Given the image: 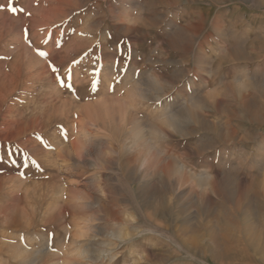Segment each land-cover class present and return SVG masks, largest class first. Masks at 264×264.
Wrapping results in <instances>:
<instances>
[{"label": "rangeland", "instance_id": "374dc122", "mask_svg": "<svg viewBox=\"0 0 264 264\" xmlns=\"http://www.w3.org/2000/svg\"><path fill=\"white\" fill-rule=\"evenodd\" d=\"M11 3L0 0V220L1 206L30 212L50 192L35 209L67 210L60 260L85 261L73 241L95 238L114 257L92 264H264L245 236L264 245V0ZM154 157L161 170L143 178ZM93 198L122 216L74 217Z\"/></svg>", "mask_w": 264, "mask_h": 264}, {"label": "bare ground", "instance_id": "6f19581e", "mask_svg": "<svg viewBox=\"0 0 264 264\" xmlns=\"http://www.w3.org/2000/svg\"><path fill=\"white\" fill-rule=\"evenodd\" d=\"M172 116V115H171ZM172 118V117H171ZM94 125V124H93ZM93 137V135H92ZM79 142V141H78ZM81 143V142H80ZM79 145V144H78ZM76 145V147L78 146ZM82 145V144H81ZM75 147V146H74ZM80 147V146H79ZM83 147H84V143H83ZM87 147V146H86ZM85 147V148H86ZM61 151H67V147L65 145L64 146H61ZM69 149V148H68ZM76 149V148H75ZM74 149V150H75ZM71 150V149H70ZM90 150V149H89ZM71 152V151H70ZM90 152V151H89ZM72 153V152H71ZM62 154V153H61ZM67 155V154H66ZM158 155V154H157ZM156 156V155H155ZM145 162H148V158L146 157ZM155 161V167H153V170H152V167L148 164L146 165V167L144 168V173L142 174V177L144 178L145 176H148V175H152V174H156V172L160 171L161 169L157 167V164L159 162V159L155 158L154 157V160ZM172 162V161H171ZM160 164V163H159ZM163 167L165 168V172L167 174V171L168 169L170 168V164H165L163 163ZM163 168V169H164ZM160 169V170H159ZM153 177V176H152ZM139 178V177H138ZM152 186V185H151ZM150 187V186H149ZM58 188V187H57ZM54 190V189H53ZM145 190V189H144ZM50 191V190H49ZM55 191V190H54ZM151 193L153 194L152 198L154 201H156V198L155 195H157L159 193V191L157 190V185L154 184L153 187L150 189ZM29 192V191H28ZM27 192V193H28ZM43 192V191H42ZM46 193V192H45ZM50 193V192H49ZM49 193L48 194H38V193H34V203H33V208H31L32 211H27V210H19L17 208H8V207H3L1 206V212L4 213L5 217L3 220H0V223L3 227V231H1L0 233V260L4 257L6 258L7 260V264H36V261H38V259L40 260L42 258V261L39 263V264H92V262L94 260H96V262H100V263H103L104 260L106 258H109V259H113L114 256L110 255V253L108 252V249L109 247L107 248V246L105 247V244L104 246H99V242H97V240L95 238H90V239H87L86 241H78V240H74L73 243L75 244V249L74 250H81L82 251V254L83 253H89V257L88 259L85 261L84 260H76V259H69V258H66L68 257L66 255V257L63 259V260H60L58 259V256L60 255V258H61V255L63 254H66V250L64 248V245L63 243L66 242V238H67V230L69 228H66L65 224L63 225L59 219H60V216H63L67 213V210H66V213H65V210L64 211H59L60 214L59 215H56V216H52V215H47L45 216H42V217H39L37 214L40 213V208H39V211H37L35 208L36 207H40L44 204V202H46V199L50 198L49 196ZM62 194V193H61ZM68 198V197H67ZM87 198V197H86ZM90 199V197H89ZM49 200V199H48ZM51 200V199H50ZM53 200V199H52ZM88 200V199H87ZM62 201V200H61ZM73 201V199H72ZM90 201V200H89ZM48 202V201H47ZM58 202V201H57ZM76 202V201H75ZM12 203V202H11ZM78 203V201H77ZM29 204V203H28ZM59 204V203H58ZM61 204V203H60ZM153 204V203H152ZM158 203L154 204V210L155 212L158 211V206H157ZM2 205V204H1ZM60 206V205H59ZM113 206V205H112ZM96 208V210H95ZM98 208H101V209H104L106 212L108 211L109 213H111V215H114L119 217V214L118 212H115L113 211L111 208L103 205L100 203L99 199H95L93 198L90 202H87L83 205H80L78 208L74 207L73 208V211H78V213H75L74 214V217L78 216V214L80 213L81 211V217L83 219H90L91 217H96L98 218L99 220L102 219L100 217H98ZM47 209V208H46ZM58 209V207L56 208V210ZM85 209H90L92 212L91 214H84V212L82 210H85ZM120 209V208H119ZM123 209V208H122ZM29 210V209H28ZM115 210V208H114ZM117 210V209H116ZM121 210V209H120ZM119 210V211H120ZM23 211V212H22ZM56 211V212H58ZM100 211V210H99ZM104 211V212H105ZM69 212V211H68ZM86 212V211H85ZM154 212V211H153ZM152 212V214H153ZM45 213V210L44 212ZM47 213H49L47 211ZM65 213V214H64ZM83 213V215H82ZM88 213V211H87ZM53 214V213H52ZM56 214V213H55ZM100 214V213H99ZM155 215V213H154ZM158 215V214H157ZM122 216V215H121ZM124 216V215H123ZM73 218V217H72ZM125 218V217H124ZM74 219V221H73ZM72 221H73V226L72 228H74L73 232H74V235L75 237H78V236H84L85 233V230H82L83 227H80L78 225V221H76V218H73ZM105 219V218H104ZM103 219V220H104ZM127 219V218H126ZM113 220V219H112ZM84 221V220H83ZM94 221V220H92ZM114 221V220H113ZM124 221V220H123ZM82 222V220L80 221ZM49 223H53L57 226V229L51 227V229L49 228V230L51 231H56V236L53 238L50 234L48 235V237L46 236V230L47 228L46 225L48 226ZM85 223V222H84ZM81 225V223H79ZM86 224V223H85ZM83 224V225H85ZM89 224V223H88ZM51 225V224H50ZM72 225V224H71ZM96 225V224H95ZM41 226V228L38 229V227ZM91 226V225H90ZM49 227V226H48ZM87 228V227H86ZM95 228V227H94ZM105 228V227H104ZM90 229V227L88 228ZM209 230V233L210 231H213L212 229L208 228ZM84 231V232H83ZM93 231V230H92ZM109 231V230H107ZM13 232H22V233H30L31 235L29 237H27L25 239V242H23V239L22 241H18L16 238H13L11 236L10 233H13ZM112 232V231H111ZM71 233V232H70ZM110 233V232H109ZM107 233V234H109ZM245 233V232H244ZM93 234V232H92ZM214 234H216L214 232ZM250 233H247L246 232V238L247 240H249V243L256 249V250H260L262 248H264L261 244V240L260 239H257L255 236L252 237L251 235H249ZM72 235V236H74ZM120 235V234H119ZM203 234L199 233L198 236L195 238V240L197 241H201L199 239H202V236ZM262 235V234H261ZM87 236V235H86ZM94 237V235H92ZM90 236V237H92ZM110 236V235H109ZM111 236H113V234H111ZM218 236V235H217ZM231 236V235H230ZM40 238L39 240L37 239ZM74 237V239H75ZM98 237V235H97ZM214 241L217 242L218 246H220L219 244H221L218 240H215L216 236L213 235L212 236ZM36 239L38 242H39V246L37 249H31L30 247V244L33 242V240ZM73 239V238H72ZM229 239V238H228ZM234 239V238H233ZM241 239V238H240ZM80 240V239H79ZM233 241V240H232ZM111 242V241H110ZM226 242V241H225ZM223 242V243H225ZM223 243L221 244V246H223ZM69 244V243H68ZM102 244V243H101ZM72 245V244H70ZM206 245V244H205ZM232 245V244H231ZM109 246V245H108ZM233 246V245H232ZM116 247V246H115ZM204 247V246H203ZM206 247V248H205ZM204 248V251H206L208 248H210V246L206 245ZM225 247H226V254L228 253H231L233 252L232 250V247L230 246V243L229 242H226L225 243ZM236 247V246H235ZM73 248V246H72ZM24 249L25 251H30L31 254L33 253L35 255V259L34 260H30L28 259V257H22V252L20 250ZM54 249H57V250H54ZM59 249V250H58ZM223 249V248H222ZM29 252V253H30ZM223 252V250H222ZM27 253V252H26ZM28 254V253H27ZM220 254V253H219ZM225 254V255H226ZM229 255V254H228ZM227 255V256H228ZM20 256V257H19ZM18 257L20 259H18ZM3 258V259H4ZM22 258V259H21ZM72 258V257H71ZM222 258V257H221ZM44 259V260H43ZM62 259V258H61ZM5 260V259H4ZM2 261V260H1ZM110 261V260H109ZM112 262V261H111Z\"/></svg>", "mask_w": 264, "mask_h": 264}, {"label": "snow or ice", "instance_id": "6c2138e0", "mask_svg": "<svg viewBox=\"0 0 264 264\" xmlns=\"http://www.w3.org/2000/svg\"><path fill=\"white\" fill-rule=\"evenodd\" d=\"M0 10H3V6H0ZM8 10L11 11V12H13L14 14L18 11V9L14 6V0H12V3L9 5ZM19 11L22 12L23 9L21 8V9H19ZM25 31L27 32V30H25ZM38 54L41 55V56H43V57H45V58L48 55L46 52H41L39 50H38ZM50 67H51V69H52L53 72H58L59 71V69L54 64H50ZM93 75L94 76L97 75L95 73V71H93ZM101 82L102 81L99 78L94 79L93 82H92V85H91L92 89H98L100 87V85H101ZM109 88H111L113 91L115 90L113 85H109Z\"/></svg>", "mask_w": 264, "mask_h": 264}]
</instances>
